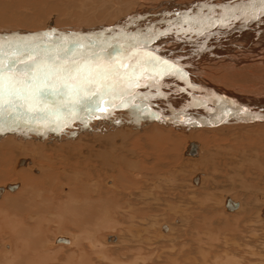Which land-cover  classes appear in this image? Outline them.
Masks as SVG:
<instances>
[{"label": "bare ground", "instance_id": "1", "mask_svg": "<svg viewBox=\"0 0 264 264\" xmlns=\"http://www.w3.org/2000/svg\"><path fill=\"white\" fill-rule=\"evenodd\" d=\"M31 55L85 70L32 99L21 63ZM13 63L20 91L0 107V264H130L118 250L131 264L264 260L259 0H0V68ZM159 201L167 212L151 214Z\"/></svg>", "mask_w": 264, "mask_h": 264}, {"label": "snow or ice", "instance_id": "2", "mask_svg": "<svg viewBox=\"0 0 264 264\" xmlns=\"http://www.w3.org/2000/svg\"><path fill=\"white\" fill-rule=\"evenodd\" d=\"M260 5L264 8V0H259ZM67 49L65 52L67 53ZM111 55V54H110ZM21 63L25 64V69L23 74L26 80L23 82L26 84V87L29 92V96L32 99L41 100L45 98H50L51 93L48 91V84L52 79L57 80H71L75 79L77 75L84 72V68L78 65L75 61L72 64H59L56 61L51 59L49 60H40L35 55L29 56L27 61H21ZM125 68L128 66L125 65ZM4 69L8 71L5 72ZM115 74L119 75V69L113 66L110 69ZM19 70L16 68L15 63L12 65H4L3 68H0V107L3 106V95L9 89L12 94H15L20 91L17 87V83H21L16 80V73ZM109 70H105V73H96L101 77V81L106 79V72ZM89 76L91 77L95 70L89 68L88 69ZM135 72V68H132V73ZM41 77H43V83H41ZM122 78V77H121ZM93 79L89 78L88 83H92ZM71 85L65 84L64 87H70ZM101 86L103 84L101 83ZM95 95V93L93 94Z\"/></svg>", "mask_w": 264, "mask_h": 264}, {"label": "rangeland", "instance_id": "3", "mask_svg": "<svg viewBox=\"0 0 264 264\" xmlns=\"http://www.w3.org/2000/svg\"><path fill=\"white\" fill-rule=\"evenodd\" d=\"M249 176H250V175H249ZM222 184H223V183H222ZM225 188H226V187H225ZM223 192H225V191H223ZM225 194H228V195H229L230 193H229V192H226ZM161 198H162V196H161ZM162 199H166V194H165V198H162ZM164 202H165V201H159V202H157V204L154 205L155 207L152 208V213H151V214H154V213H156L157 211H159V212H163L164 209L167 210V209H168L167 207L164 208L165 205H167L166 202H165V203H164ZM160 203H161V205H160ZM178 203H179V202H177V203H175V204H178ZM182 203H183V201L181 200L180 203H179V205L182 204ZM158 206H161V207H163V208L161 209V208H159ZM157 208H158V209H157ZM156 209H157V210H156ZM154 210H155V211H154ZM160 210H161V211H160ZM222 210L225 212L224 214H227V213H228V212L225 211V209L222 208ZM159 212H158V213H159ZM165 212H167V211H164V213H165ZM233 213H235V212H233ZM228 214L231 215V213H228ZM0 215H1V214H0ZM1 221H3V220H2L1 217H0V222H1ZM3 222H5V221H3ZM126 222H127V221H126ZM163 223H164V224H166V223L168 224L167 221H165V222H163ZM172 223H173V227H174L175 224H174L173 221H172ZM2 224H3V223H2ZM4 224L6 225L7 222H5ZM54 224H56V223H54ZM54 224H52V229L47 233V238H49V239L52 238L53 235L56 233V232H55V231H56V227H54V226H56V225H54ZM126 224H127V223H126ZM175 227H176V225H175ZM175 227H174V228H175ZM6 228H7V225H6ZM8 228H9V227H8ZM8 228H7V230H10V229H8ZM53 232H54V233H53ZM109 232H110V234H109ZM109 232L105 231L104 234H103V235H104L103 238L106 239L107 237H110V235L113 234V233H114V234L111 235V236H118V231H113V232H112V231H109ZM174 233H176V232H174ZM170 235H171V234H170ZM175 235L178 236L179 234L176 233ZM179 238H180V239H179ZM179 238H178V241H181V240H182V236H180ZM6 242H7V241H6ZM6 242L3 244V250H5V249H4V246H10V248H9V250H8V251H10V250H11V247H12V244L9 243V242H7V243H8V244H7ZM105 243H106V242H105ZM107 245H110V243L107 244ZM61 246H63V245H61ZM51 248H52V247H51ZM51 248H50V249H51ZM53 249H54V251L56 252V254H59V255L64 254L66 251H67L66 253H69V251L66 250L67 248H60V249H59V248H53ZM53 249H51L52 252H54ZM58 249H59V251H58L59 253L57 252ZM61 250H62L63 253L60 252ZM5 251H6V250H5ZM64 251H65V252H64ZM55 252H54V253H55ZM120 252H121V251H119V250L116 251V252H115L116 254L114 253V256H112V257H117L119 260L131 264V261H133V259H134V255H133L132 253H126V252H121V253H122V254H121ZM124 254H126V255L124 256ZM129 254H130V255H129ZM159 254H160V253H159V251H158V253H156V254H154V255H153V254H149V255H150V256L153 255V257H152V256H151V257H152L153 259H155L157 256H159ZM156 255H157V256H156ZM119 256H121V257H119ZM128 256H129V257H128ZM122 257H124V259H123ZM163 257H164V256H163ZM237 257H238V256H237ZM132 258H133V259H132ZM147 258H148V257H145V259H146V263H147V264H150V263L152 264V260H151V259L148 260ZM171 258H172V257H171ZM126 259H128V260H126ZM130 259H131V260H130ZM161 259H162V258H161ZM161 259L159 258V260L157 261V262H158L157 264H159V262H160V264L162 263V260H161ZM163 259H164V258H163ZM259 259H260V260H259ZM259 259H258V257H256L255 263H253V264H256L257 260H258L257 264H264V262H263L264 260L261 259V258H259ZM128 261H129V262H128ZM134 261H136V260L134 259ZM163 261H164V260H163ZM171 261H173V260H171ZM154 264H155V263H154Z\"/></svg>", "mask_w": 264, "mask_h": 264}, {"label": "water", "instance_id": "4", "mask_svg": "<svg viewBox=\"0 0 264 264\" xmlns=\"http://www.w3.org/2000/svg\"><path fill=\"white\" fill-rule=\"evenodd\" d=\"M56 117H58V116H56ZM194 184H198V182L194 181ZM15 189H16L15 186H8L7 187V190H9V191H14ZM2 192H3V190L0 188V195L2 194ZM225 206H226L228 211H233L237 208V204L231 202L230 200L226 201ZM58 242H66V240L59 239Z\"/></svg>", "mask_w": 264, "mask_h": 264}]
</instances>
